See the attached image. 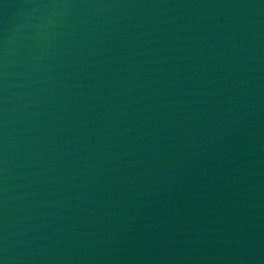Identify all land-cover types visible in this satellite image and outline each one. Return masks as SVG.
Listing matches in <instances>:
<instances>
[{"label": "water", "instance_id": "1", "mask_svg": "<svg viewBox=\"0 0 264 264\" xmlns=\"http://www.w3.org/2000/svg\"><path fill=\"white\" fill-rule=\"evenodd\" d=\"M0 264H264V0H0Z\"/></svg>", "mask_w": 264, "mask_h": 264}]
</instances>
